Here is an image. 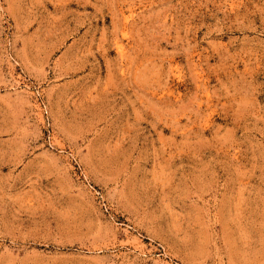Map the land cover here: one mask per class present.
Segmentation results:
<instances>
[{
	"label": "rangeland",
	"instance_id": "374dc122",
	"mask_svg": "<svg viewBox=\"0 0 264 264\" xmlns=\"http://www.w3.org/2000/svg\"><path fill=\"white\" fill-rule=\"evenodd\" d=\"M0 264H264V0H0Z\"/></svg>",
	"mask_w": 264,
	"mask_h": 264
}]
</instances>
